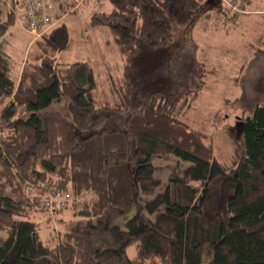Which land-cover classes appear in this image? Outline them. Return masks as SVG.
I'll list each match as a JSON object with an SVG mask.
<instances>
[{
    "label": "trees",
    "instance_id": "obj_1",
    "mask_svg": "<svg viewBox=\"0 0 264 264\" xmlns=\"http://www.w3.org/2000/svg\"><path fill=\"white\" fill-rule=\"evenodd\" d=\"M7 1L0 0V264H264V103L238 122L240 138L228 130L229 163L181 118L214 71L194 53L182 60L174 31L220 1L130 0L94 13L91 26L107 27L108 42L127 58L119 77L109 69L107 86L87 62L62 68L58 55L73 40L56 8L54 26L15 76L3 39L21 4ZM167 71L173 87L139 93L140 83ZM64 100L68 113L55 111ZM154 156L190 164L157 192ZM51 189L74 201L93 195L78 212L85 226L54 245L31 219L47 211ZM113 211L122 218L109 223ZM100 230L114 246L96 243Z\"/></svg>",
    "mask_w": 264,
    "mask_h": 264
},
{
    "label": "rangeland",
    "instance_id": "obj_2",
    "mask_svg": "<svg viewBox=\"0 0 264 264\" xmlns=\"http://www.w3.org/2000/svg\"><path fill=\"white\" fill-rule=\"evenodd\" d=\"M11 1H7L8 8ZM120 1L130 0H50L51 16L56 8V17L60 18L59 21L56 19L58 25H65L73 40L71 48L58 55L62 68L72 62H87L105 86L109 82L107 72L111 67L116 68L115 78L123 73L127 58L120 55L113 42H108L112 39L109 29L90 24L94 13L110 10ZM219 1L205 5L191 26L177 27L174 39L175 49L182 60L194 53L199 61L214 71L206 78L205 87L194 106L186 108L181 118L191 127L207 133L214 143L215 154L229 163L234 142L228 130L238 136V122L255 104L264 103V0ZM22 6L18 7L17 19L3 39L6 51L12 58L13 73L17 77L27 63L29 54L36 50L35 42L40 38L24 26ZM62 6L66 8L62 9ZM173 79V73L164 72L140 83L139 93L143 95L158 87H173ZM66 104L64 100L55 104L53 109L66 114ZM2 110L3 105H0V116ZM151 162L155 167V175L162 180L157 192L165 190L172 174L181 173L190 164L175 156H154ZM154 196L142 197L151 199ZM91 199L93 195L75 201L71 197L62 208H47L46 212L33 213L31 219L38 222L42 239L54 245L65 231L78 224L85 226L87 219L78 212ZM116 212L113 211L112 216L107 217L109 223H116L122 218L121 213ZM95 240L104 248L114 246L102 230L96 234ZM128 252L134 256L135 247L131 246Z\"/></svg>",
    "mask_w": 264,
    "mask_h": 264
},
{
    "label": "built area",
    "instance_id": "obj_3",
    "mask_svg": "<svg viewBox=\"0 0 264 264\" xmlns=\"http://www.w3.org/2000/svg\"><path fill=\"white\" fill-rule=\"evenodd\" d=\"M24 6V26L35 36H44L54 25L51 16L52 4L50 0H17ZM22 6V7H23ZM72 197L70 193L60 190H48L45 194L44 206L51 210L62 208Z\"/></svg>",
    "mask_w": 264,
    "mask_h": 264
},
{
    "label": "crops",
    "instance_id": "obj_4",
    "mask_svg": "<svg viewBox=\"0 0 264 264\" xmlns=\"http://www.w3.org/2000/svg\"><path fill=\"white\" fill-rule=\"evenodd\" d=\"M52 1V0H51Z\"/></svg>",
    "mask_w": 264,
    "mask_h": 264
}]
</instances>
